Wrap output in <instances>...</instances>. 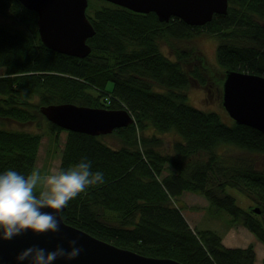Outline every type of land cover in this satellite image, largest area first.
<instances>
[{"label": "trees", "instance_id": "trees-1", "mask_svg": "<svg viewBox=\"0 0 264 264\" xmlns=\"http://www.w3.org/2000/svg\"><path fill=\"white\" fill-rule=\"evenodd\" d=\"M94 3L93 12L86 10L95 30L87 40L91 51L76 58L42 44L35 12L17 0H0V120L16 126L0 127V173L29 174L36 169L42 137L58 144L64 132L58 169L87 158L93 172L104 174L103 184L90 186L61 212L65 224L146 257L255 264L252 244L229 248L215 230L192 228L177 199L185 192L203 196L207 207L231 217L230 226H243L264 245V169L256 167L264 157V134L190 105L184 88L191 82L207 85L213 71L198 50L172 42L202 34L217 40L222 79L217 89L226 71L264 77V0H228L227 13L202 26ZM64 103L125 109L133 122L106 135L67 131L40 112ZM149 129L177 135L171 152L159 150L161 140L157 133L148 135ZM227 187L252 204L239 207Z\"/></svg>", "mask_w": 264, "mask_h": 264}, {"label": "water", "instance_id": "water-1", "mask_svg": "<svg viewBox=\"0 0 264 264\" xmlns=\"http://www.w3.org/2000/svg\"><path fill=\"white\" fill-rule=\"evenodd\" d=\"M17 1L36 13L39 38L46 48L76 58H84L90 53L91 47L87 40L94 35L95 30L86 15L88 0ZM103 1L136 13L153 12L160 22L177 17L191 26H202L211 21L215 14L225 15L228 10V0ZM221 104L236 124L252 127L264 134L263 76L226 71L222 83ZM40 112L49 122L64 130L92 136L110 134L133 122L125 109L109 110L71 103L43 106ZM63 210L54 213L61 221L58 233L36 235L28 232L12 240L0 239V264H20L17 256L28 247L38 246L52 251L57 245L67 248L68 241L72 239L78 240L77 247L82 248L80 255L71 261L58 259L54 264H180L168 258L139 255L99 240L65 224L61 218ZM255 211L258 213V209Z\"/></svg>", "mask_w": 264, "mask_h": 264}, {"label": "clouds", "instance_id": "clouds-1", "mask_svg": "<svg viewBox=\"0 0 264 264\" xmlns=\"http://www.w3.org/2000/svg\"><path fill=\"white\" fill-rule=\"evenodd\" d=\"M91 169V162L84 158L67 170L52 168L45 174L39 168L27 175L11 169L0 173V239L12 240L28 232L58 233L61 221L54 213L63 210L90 186L104 183V174ZM77 243V239H72L67 248L57 245L52 251L28 247L17 256V261L20 264L71 261L82 251Z\"/></svg>", "mask_w": 264, "mask_h": 264}, {"label": "rangeland", "instance_id": "rangeland-1", "mask_svg": "<svg viewBox=\"0 0 264 264\" xmlns=\"http://www.w3.org/2000/svg\"><path fill=\"white\" fill-rule=\"evenodd\" d=\"M95 0H88V6H87V12H93L95 10L94 3ZM0 20H2L0 18ZM172 45H174L177 48L184 49L186 47L188 48H195L198 50L204 57L206 66L213 71V78H209L208 81H210L207 85L201 86L197 82H191L186 88H184V91L187 95V102L199 109H202L204 111H215L217 112L221 120L230 125L232 123V119H230L229 115L225 111V109L222 107L221 101H222V94L217 95V90L222 91V86L219 87L220 89L216 88L217 86H220L221 83H218L220 81L221 76H219V73H221V68L219 67L217 61H216V46H217V40L206 36L204 34L200 36H196L188 41H175L172 42ZM163 46V52L168 54V46L165 42L162 43ZM169 57L174 58L172 54L169 55ZM222 80V79H221ZM208 89L213 91V94L210 95L208 92ZM0 127L6 128V129H13L16 128L15 124H13L10 121H1L0 120ZM18 128L27 129V130H34L35 127L33 126H19ZM148 135H151L153 133H157L155 131H152L149 129L146 131ZM62 138H60V142L58 144H55L52 142L48 135H44L41 139V145L39 147L38 152V158L36 162V168H39L42 174L48 173L50 169L59 167V160H60V151L59 146L62 148L63 143L65 141V133H61ZM60 134V135H61ZM157 137L161 140V145L159 146V150L162 152H171L172 150V142L175 139H178L177 135L173 133H166V134H156ZM104 142L107 144H113L114 140L110 137H105ZM52 145V146H51ZM61 150V149H60ZM262 167L264 169V157L260 156L257 158V164L256 167ZM226 193L231 195L234 199L236 204L243 208L247 209L249 204H252L250 199L243 193H241L238 189L227 187ZM178 205L182 208V213L185 216L186 220L188 221L189 225L192 228L196 229H203V228H211L215 230L216 232L222 233L223 230H225L230 225L228 224L231 217L225 212V211H215L213 208L207 207L208 203L207 200L196 193L192 192H185L177 199ZM207 207V208H206ZM259 242V241H258Z\"/></svg>", "mask_w": 264, "mask_h": 264}, {"label": "crops", "instance_id": "crops-1", "mask_svg": "<svg viewBox=\"0 0 264 264\" xmlns=\"http://www.w3.org/2000/svg\"><path fill=\"white\" fill-rule=\"evenodd\" d=\"M60 138H62V134ZM219 234L222 236L223 245L229 248H244L252 244L255 251V264H264V245L258 242L246 228L241 225H233L227 227L222 233L219 232Z\"/></svg>", "mask_w": 264, "mask_h": 264}, {"label": "flooded vegetation", "instance_id": "flooded-vegetation-1", "mask_svg": "<svg viewBox=\"0 0 264 264\" xmlns=\"http://www.w3.org/2000/svg\"><path fill=\"white\" fill-rule=\"evenodd\" d=\"M221 90H222V89H221ZM208 92L210 93V95L213 94V91H211L210 89L208 90ZM216 94H217V95H221V94H222V91L217 90ZM221 99H222V98H221ZM221 102H222V101H221Z\"/></svg>", "mask_w": 264, "mask_h": 264}]
</instances>
